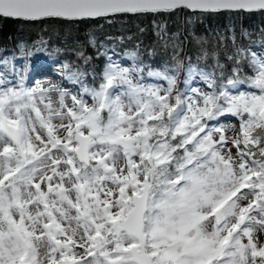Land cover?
Instances as JSON below:
<instances>
[{
  "label": "snow or ice",
  "instance_id": "snow-or-ice-1",
  "mask_svg": "<svg viewBox=\"0 0 264 264\" xmlns=\"http://www.w3.org/2000/svg\"><path fill=\"white\" fill-rule=\"evenodd\" d=\"M0 20V264H264V0Z\"/></svg>",
  "mask_w": 264,
  "mask_h": 264
},
{
  "label": "trees",
  "instance_id": "trees-1",
  "mask_svg": "<svg viewBox=\"0 0 264 264\" xmlns=\"http://www.w3.org/2000/svg\"><path fill=\"white\" fill-rule=\"evenodd\" d=\"M253 21L258 22V18H253ZM253 21H245L246 24L252 23ZM209 23L215 24L216 21H206L205 26H207ZM22 27H24L21 24H18L12 20H0V38L5 37V36H11L16 34ZM74 29L78 28L81 32V35L83 34L84 31H86V27L83 25H77V26H72Z\"/></svg>",
  "mask_w": 264,
  "mask_h": 264
},
{
  "label": "bare ground",
  "instance_id": "bare-ground-1",
  "mask_svg": "<svg viewBox=\"0 0 264 264\" xmlns=\"http://www.w3.org/2000/svg\"><path fill=\"white\" fill-rule=\"evenodd\" d=\"M44 79H52L53 77L48 76V77H43Z\"/></svg>",
  "mask_w": 264,
  "mask_h": 264
},
{
  "label": "rangeland",
  "instance_id": "rangeland-1",
  "mask_svg": "<svg viewBox=\"0 0 264 264\" xmlns=\"http://www.w3.org/2000/svg\"><path fill=\"white\" fill-rule=\"evenodd\" d=\"M41 79H44V78H41Z\"/></svg>",
  "mask_w": 264,
  "mask_h": 264
}]
</instances>
